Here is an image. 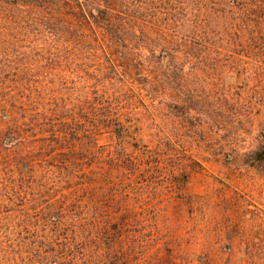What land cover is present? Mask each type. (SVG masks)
<instances>
[{"label":"rangeland","instance_id":"rangeland-1","mask_svg":"<svg viewBox=\"0 0 264 264\" xmlns=\"http://www.w3.org/2000/svg\"><path fill=\"white\" fill-rule=\"evenodd\" d=\"M89 1L0 0V264H264V0ZM82 133L157 163L122 238L68 225Z\"/></svg>","mask_w":264,"mask_h":264},{"label":"trees","instance_id":"trees-1","mask_svg":"<svg viewBox=\"0 0 264 264\" xmlns=\"http://www.w3.org/2000/svg\"><path fill=\"white\" fill-rule=\"evenodd\" d=\"M94 1L91 0L89 2L90 4H94ZM108 10L111 9L107 8L104 11ZM104 11L92 8V12H96L101 18L106 20ZM90 16H92V13ZM93 41L95 42V40ZM117 42L121 43V40L118 39ZM61 125L65 127V133L63 132L61 135L64 134L62 141L66 143V132L69 125ZM76 134L78 136L80 133L76 131ZM83 134L80 136L81 138H72L66 144L67 147L60 149L61 151L56 153V156L60 158L62 164L60 168L63 173L71 175L76 173L74 169L80 167L81 170L77 171L81 172L80 179H85V183L95 184V188L90 191V196L93 199L91 206L83 205L81 203L83 200L80 196L78 198L79 206L76 207L78 214L72 217V221H68V225L72 222L74 224H78V222L79 224L90 223L94 231L98 230L100 233H105L108 238H122L125 233H128V229L133 226L131 220L125 217L126 214L128 215L132 212V205H129L126 200L134 197L132 195L137 193V188H135L136 182L133 180V177H136L140 171L139 169L144 167V165L148 166L151 163H157H153L149 159L150 155H148V151L141 153L146 158L143 162L139 156L141 154L129 153L124 149L123 144L119 145L114 153L110 152L106 154L104 156L106 159L101 160V157L98 155L99 147L91 144L89 139ZM117 135H114L116 139H118ZM254 159L256 161H264V149L258 151ZM71 234L73 236H70V241L66 239V243L68 244L65 246V251L69 252H72V245L78 246L80 245V240H82L79 237V232H71ZM114 255L118 257L121 254L116 253Z\"/></svg>","mask_w":264,"mask_h":264}]
</instances>
